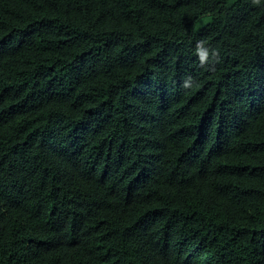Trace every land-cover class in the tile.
Segmentation results:
<instances>
[{"label": "trees", "instance_id": "obj_1", "mask_svg": "<svg viewBox=\"0 0 264 264\" xmlns=\"http://www.w3.org/2000/svg\"><path fill=\"white\" fill-rule=\"evenodd\" d=\"M0 264H264V0H0Z\"/></svg>", "mask_w": 264, "mask_h": 264}, {"label": "clouds", "instance_id": "obj_2", "mask_svg": "<svg viewBox=\"0 0 264 264\" xmlns=\"http://www.w3.org/2000/svg\"><path fill=\"white\" fill-rule=\"evenodd\" d=\"M258 2H259V0H254V3H258ZM202 45H203V41H201L200 43L197 44V55L199 57L201 64L203 65L208 58V54H207V52H205L203 50ZM185 87H186V85H185Z\"/></svg>", "mask_w": 264, "mask_h": 264}]
</instances>
